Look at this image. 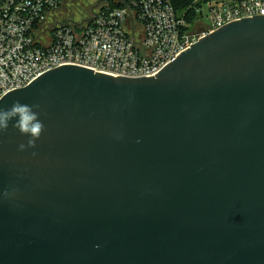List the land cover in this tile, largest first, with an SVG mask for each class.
Segmentation results:
<instances>
[{
    "label": "water",
    "instance_id": "water-1",
    "mask_svg": "<svg viewBox=\"0 0 264 264\" xmlns=\"http://www.w3.org/2000/svg\"><path fill=\"white\" fill-rule=\"evenodd\" d=\"M14 101L44 128L0 132V264H264V15L154 76L58 64Z\"/></svg>",
    "mask_w": 264,
    "mask_h": 264
},
{
    "label": "built area",
    "instance_id": "built-area-1",
    "mask_svg": "<svg viewBox=\"0 0 264 264\" xmlns=\"http://www.w3.org/2000/svg\"><path fill=\"white\" fill-rule=\"evenodd\" d=\"M73 1L0 0V97L58 64L151 77L229 22L264 15V0L208 2V24L200 15L207 0H190L184 10L172 0H101L83 18L66 19Z\"/></svg>",
    "mask_w": 264,
    "mask_h": 264
},
{
    "label": "clouds",
    "instance_id": "clouds-1",
    "mask_svg": "<svg viewBox=\"0 0 264 264\" xmlns=\"http://www.w3.org/2000/svg\"><path fill=\"white\" fill-rule=\"evenodd\" d=\"M10 122L22 135L29 137L27 146L34 147L44 125L39 118V113L34 110L33 106L14 101L11 106L0 108V132L5 131ZM18 147L23 150L26 145L21 143Z\"/></svg>",
    "mask_w": 264,
    "mask_h": 264
},
{
    "label": "rangeland",
    "instance_id": "rangeland-1",
    "mask_svg": "<svg viewBox=\"0 0 264 264\" xmlns=\"http://www.w3.org/2000/svg\"><path fill=\"white\" fill-rule=\"evenodd\" d=\"M233 0H207L204 2L203 6L201 7V18L202 21L206 24L209 23V18H208V4L215 3V2H224L228 3ZM209 2V3H208ZM99 3V0H75L72 3L69 4L68 9H65L62 12V15L64 18H74V19H79L83 18V15L88 14L89 12L95 10L97 8V5ZM194 19V18H190ZM197 26L196 21L190 24V29L193 30Z\"/></svg>",
    "mask_w": 264,
    "mask_h": 264
},
{
    "label": "trees",
    "instance_id": "trees-1",
    "mask_svg": "<svg viewBox=\"0 0 264 264\" xmlns=\"http://www.w3.org/2000/svg\"><path fill=\"white\" fill-rule=\"evenodd\" d=\"M99 1H101V0H99ZM172 2L175 5L176 9H178V10H184L190 5V0H172ZM187 13H188V11L186 12V14ZM193 17L195 18V15L192 12L189 13V15H187V18H189V20H192L190 18H193Z\"/></svg>",
    "mask_w": 264,
    "mask_h": 264
}]
</instances>
